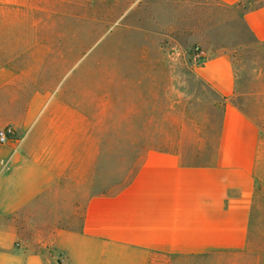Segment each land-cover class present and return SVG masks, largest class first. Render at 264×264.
Segmentation results:
<instances>
[{"label":"crops","instance_id":"1","mask_svg":"<svg viewBox=\"0 0 264 264\" xmlns=\"http://www.w3.org/2000/svg\"><path fill=\"white\" fill-rule=\"evenodd\" d=\"M147 1L0 0L31 21L22 60L0 62V125L21 140L0 145V264H264V0ZM119 9L145 64L163 29L201 46L193 74L212 94H166L162 108L159 94H118L129 133L112 166L95 151L110 119L96 127L94 94L14 89L68 65Z\"/></svg>","mask_w":264,"mask_h":264},{"label":"rangeland","instance_id":"2","mask_svg":"<svg viewBox=\"0 0 264 264\" xmlns=\"http://www.w3.org/2000/svg\"><path fill=\"white\" fill-rule=\"evenodd\" d=\"M120 1L122 0H111V6L115 8L120 6L122 4ZM174 1H178L181 7L180 0ZM147 2L151 3L149 0ZM162 6L158 11L160 27L170 20L167 17V3ZM122 9H119V14L116 13V17H113L111 21L108 22L105 19L107 22L98 24L95 32L90 34L87 40L83 41L80 35L79 49L68 65L43 67L48 74L44 80L37 83H32L26 74L23 82L17 84L14 89L17 94H31L34 90H38L41 94H79L80 97L86 96L80 94H94L96 127L101 118L110 119V130L95 131V151L96 154L108 155L112 166H117L116 162L120 153L119 138L129 133L120 132L117 129L118 94H159L160 108L166 103L164 98L166 94H176V102L182 101L183 94H212L208 87L201 84L193 74L195 64L192 60V48L198 47L206 52L201 46L188 43L180 32L173 31L168 34L170 30L163 29L157 39V44L162 50L156 52L152 63L145 64L146 61L140 58L144 51L138 46L141 41H137L136 34L133 32L129 34L125 31L126 20L129 17L125 19L124 16L118 19ZM104 14L107 12L105 11ZM30 23V19L25 18L18 10L0 7V62L15 57L16 61L22 60L21 56L18 57L19 59L17 56L23 52L26 37L23 34L24 28L29 27ZM44 54L45 52H42V55ZM15 68L32 69L20 65ZM37 78L42 79V77ZM244 87L247 89L248 84ZM105 98L107 101L110 99L112 105L103 115ZM10 126L16 130L15 126ZM1 127L4 125L1 124ZM102 136L105 146L98 144V142L101 143L99 139H102ZM129 149L134 153V147L127 148L128 152ZM258 234V240H263L264 234Z\"/></svg>","mask_w":264,"mask_h":264},{"label":"built area","instance_id":"3","mask_svg":"<svg viewBox=\"0 0 264 264\" xmlns=\"http://www.w3.org/2000/svg\"><path fill=\"white\" fill-rule=\"evenodd\" d=\"M203 59L204 52L198 47L192 48L193 64L198 65ZM20 141V137L12 126L6 125L0 128V145L12 144L15 145V148H17Z\"/></svg>","mask_w":264,"mask_h":264}]
</instances>
